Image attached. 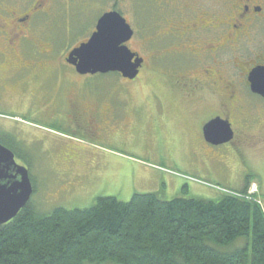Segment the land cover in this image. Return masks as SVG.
Returning a JSON list of instances; mask_svg holds the SVG:
<instances>
[{
  "label": "flooded vegetation",
  "instance_id": "flooded-vegetation-1",
  "mask_svg": "<svg viewBox=\"0 0 264 264\" xmlns=\"http://www.w3.org/2000/svg\"><path fill=\"white\" fill-rule=\"evenodd\" d=\"M46 4L0 0V104L14 109L10 118L59 120L91 135L125 132L137 116L144 119L143 132L180 121L188 143L193 148L205 144L221 162L241 158L245 143L254 138V146H264V88L253 91L249 80L254 68H264V0H145L148 10L158 8L161 40L172 44L159 56L165 83L176 93L140 97L100 92L90 79L107 73H80L68 61L69 53L90 37L68 47L57 62L60 49L51 46L55 16ZM215 118L231 125L229 142L207 141L205 125ZM7 126L0 125V143L16 154L21 137Z\"/></svg>",
  "mask_w": 264,
  "mask_h": 264
},
{
  "label": "rangeland",
  "instance_id": "rangeland-1",
  "mask_svg": "<svg viewBox=\"0 0 264 264\" xmlns=\"http://www.w3.org/2000/svg\"><path fill=\"white\" fill-rule=\"evenodd\" d=\"M45 1L55 16L50 45L60 49L57 62L63 61L68 47L90 37L103 13L117 8L135 31L128 45L145 57L144 70L134 81L107 73L90 79L92 85L116 96L175 95L174 88L165 83V63L162 65L159 56L161 48L172 44L161 40L158 8L148 10L145 0ZM8 108L10 105L0 104V125H8L21 137L16 160L28 167L33 177L32 200L41 211L59 205L90 207L100 195L128 201L136 192H159L166 199H215L224 193L243 196L247 192L264 209V146H254L255 138L245 143L241 158L229 156L221 162L205 144L197 142L193 148L180 121L143 132L144 119L137 116L135 125L125 132L91 135L68 129L59 120L36 116L12 119L8 114L14 109Z\"/></svg>",
  "mask_w": 264,
  "mask_h": 264
},
{
  "label": "trees",
  "instance_id": "trees-1",
  "mask_svg": "<svg viewBox=\"0 0 264 264\" xmlns=\"http://www.w3.org/2000/svg\"><path fill=\"white\" fill-rule=\"evenodd\" d=\"M246 194L100 195L49 211L31 198L0 228V264H264V209Z\"/></svg>",
  "mask_w": 264,
  "mask_h": 264
},
{
  "label": "water",
  "instance_id": "water-1",
  "mask_svg": "<svg viewBox=\"0 0 264 264\" xmlns=\"http://www.w3.org/2000/svg\"><path fill=\"white\" fill-rule=\"evenodd\" d=\"M133 36V27L120 11H107L98 19L90 38L69 53L68 61L75 64L80 73L118 72L134 80L144 58L129 47ZM249 80L253 91L264 88V68H254ZM204 132L207 141L213 143L229 142L233 137L231 125L221 118L208 122ZM33 193L28 167L18 163L15 152L0 143V228L19 214Z\"/></svg>",
  "mask_w": 264,
  "mask_h": 264
}]
</instances>
